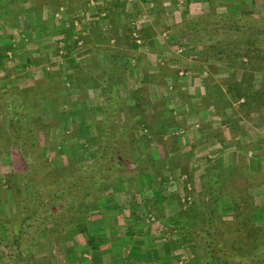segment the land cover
I'll return each instance as SVG.
<instances>
[{
  "label": "trees",
  "instance_id": "16d2710c",
  "mask_svg": "<svg viewBox=\"0 0 264 264\" xmlns=\"http://www.w3.org/2000/svg\"><path fill=\"white\" fill-rule=\"evenodd\" d=\"M241 1L248 3V0ZM228 4L234 6L231 2ZM235 7L242 10L239 6ZM235 7L229 13L216 14L214 17L209 15L203 20L190 21L187 23V28L192 32H203L205 36L210 34L211 29L222 32L224 24H231L232 30L225 32L224 36L233 31L234 37L241 35L242 39H247L251 46H255L256 39L252 36L247 37L246 34L249 31L264 34V28L259 26L261 21L250 17V21L244 22L240 12L234 9ZM210 17L216 19L214 21L217 28H213L214 23ZM40 25H43L42 22ZM51 27L52 25L46 26L45 30ZM133 45L139 46L136 43ZM7 51V48L0 47V65L8 59ZM259 51L258 56H262L263 51ZM96 55L97 64L98 62L102 64L106 59L111 61L116 57L105 52H98ZM235 57L234 63L241 60L239 55ZM260 65L262 67L264 62ZM52 74L24 92H20L17 88L0 92V140L6 142V153L9 156L11 152H15L24 159L26 164L25 171L11 170L6 176L4 183L7 189L16 192L13 200L14 211L6 216L2 208V188L0 187V264H46L39 261L40 253H44L49 246L60 252L69 253L71 242L79 235L86 240V247L77 248L79 255L87 254L90 250L99 251L102 245L99 236L111 238L113 233L109 228L111 219L108 209V200L111 201L113 194L104 196L106 188L131 194V204L136 208L134 211L142 213L144 217L152 213L158 218L161 217L159 193L162 188L164 189L167 180L162 175L164 170L160 169V166L165 164L164 159L157 152H153L145 154L142 160L140 158L142 154L132 152L135 151L136 143L139 145V141H148V135H141L140 130H133L132 134L127 133L128 136L122 139L116 124L122 106L117 97L119 85L105 84L103 109L101 106H94L90 110L94 126L97 124L99 135L103 137L96 159L79 168L69 163V166H65L66 171L64 170L60 180L53 177L52 162L48 160L44 162L43 149H40L41 153L36 151L40 148L38 135L44 133L45 140L50 141L52 131L60 125L55 115L59 111L60 102L64 100V92L69 90V86L65 84L66 81L62 78L60 71L52 72ZM79 76L76 79L78 80L76 90L81 89L85 92L88 89V85L85 84L89 81L84 79L82 81L80 79L82 74ZM252 76L250 74V79H244L245 82L233 85L236 97L238 99L245 97L249 105L252 102L264 101V87L259 90L253 89ZM246 77L249 75L247 74ZM82 91L81 94H83ZM88 98H90L88 94L80 95L82 100ZM145 105L143 101H137L134 106L130 105L132 109L130 111L138 112V114L135 113L136 116H133L134 119L143 118L141 113L144 112ZM42 106L45 111L42 110ZM100 110L102 118L97 119V113ZM43 111L48 114L50 121L54 118L53 123L45 122L41 116H38ZM145 121L146 118L143 119L146 125ZM72 133L71 137L74 138L76 129ZM62 148V153L69 154L74 147L63 139ZM136 166H139V169L134 168ZM135 170L139 173L133 178L131 174ZM229 181L231 177L228 171L221 166L214 165L213 169H209L202 177L206 199L205 224L195 228L193 222L183 220L179 226L184 233H187L185 235H199L194 244L199 251L198 264L203 262L209 264L212 261H217L218 264H256L257 262L264 264V255L260 254L264 238V208H260L258 212L259 205L248 192L243 194L240 202L235 193L227 189ZM222 188H226L227 197L231 199L233 206L232 219L226 222L230 228L234 227L233 234L240 238L235 246L225 239L224 234L220 235L217 232L219 227L215 225V207L217 208L224 195L221 192ZM162 197L165 201L166 196L163 194ZM93 213L101 214L106 223L104 230H99L88 222V216ZM245 259L252 262H244Z\"/></svg>",
  "mask_w": 264,
  "mask_h": 264
},
{
  "label": "crops",
  "instance_id": "0c3cea01",
  "mask_svg": "<svg viewBox=\"0 0 264 264\" xmlns=\"http://www.w3.org/2000/svg\"><path fill=\"white\" fill-rule=\"evenodd\" d=\"M81 2L86 6L84 8H86L87 15L82 19L83 25L80 28V33L81 35L82 32L84 34L81 38L85 42L83 49H85V53L88 52L87 55L85 54V57H88L85 60L88 61L89 66L88 68L86 66V70L84 69L85 64H81L80 67H76L79 64H75L71 67L74 70V75L71 76L69 89L76 90L75 79L77 77L75 76L77 74H82L81 78L89 81L85 85H88L90 92L94 88L105 87L107 83L119 85L121 88L122 84L111 80V74L113 75L115 72L111 71L110 73L109 70L122 68L123 72L117 71V74L123 77L127 76V78L129 73L135 71V75H139V80L135 83L138 82L139 85L150 87L146 94L142 93V88L132 90L133 101L130 103L131 106H134L137 101L146 102L144 112L141 113L143 118H140L139 122L137 121L138 125H141L139 123L143 125V119L146 118L145 122L151 125L150 130L154 133L179 136L178 139H181L182 135L185 134L181 143L182 149L192 147L197 152L207 146L212 148L213 151L211 150L209 154L211 160L209 161L215 163L214 165L228 164L231 161L227 163L226 158H224L223 163L219 158L224 155L231 157L232 154L236 156L238 152H241L245 155V164H247V168L243 170L246 171V176L255 171L264 173V101L252 102L249 105L246 103L245 97L238 99L235 95L236 92L233 91V85L238 82H245L244 79H250V74L253 75L251 78L253 89H263L264 71L262 70H264V65L261 67L260 63L264 62V40H262L264 34L256 31H249L246 34L247 37L252 36L256 39L255 46H251L249 41H246L245 45L241 47L235 46L234 43L224 46L212 43L204 48V46L192 44L191 38L194 35L197 36L198 32H192L187 28L188 19L191 18H189L185 7L188 6L189 9L192 4H195L194 0H69L68 19L73 21L81 19L74 14L76 8L74 7V10L72 8L74 4L78 6ZM0 4V12H4L3 15H0L1 21L6 20V23L0 24V47L8 49L6 53L8 59L0 65V92L16 87L22 88V92H24L41 81L36 79L37 73L45 71L43 73L45 79L52 72L55 73L63 67L54 69L52 67L54 62H52L51 57L43 58L45 54L43 56L41 51L42 47L48 48L41 45L42 38L43 40H52L62 33L63 28L58 26L45 30L46 26L40 25V22L47 21L46 3L43 5L46 9L38 15L34 12L33 1L30 2L29 7L24 4V7H21L25 10L15 12L14 24L8 23L12 10L7 6L6 0H0ZM92 9L96 14H93ZM160 9L166 12L165 18L158 19L155 16L157 11H161ZM176 9L178 15L174 16ZM172 16H174V20L170 19ZM54 19L56 22L60 21L57 17L51 20ZM51 20L49 21L51 22ZM137 26L140 27L139 33L142 35L143 41L147 43L138 47L133 44L127 48L122 47L130 40L131 35L134 36ZM76 29L75 24L73 26L71 21L69 23V36L77 34ZM218 33L223 34V32ZM234 34L236 35V33ZM209 35L204 36L201 33L199 36L207 40ZM18 36L23 39H17ZM152 39L160 48L153 46ZM28 41L33 45H28ZM255 48L263 51L262 56H258L260 51ZM130 50L154 55L157 58L156 63L153 62L152 57H147L144 64L139 62V67L135 70L123 66V63H126L123 51L129 52ZM71 51L69 48V52ZM90 51L94 54L105 52L116 56L111 61L106 59L104 64L98 62L101 74L97 86H94L90 78L95 65L89 62L93 58L96 63L98 60L97 55H94L93 58L90 57ZM167 53L171 54L172 61L170 66L166 67L167 60L162 57ZM236 55H239L241 60L234 63ZM159 57L161 58L158 60ZM129 58L132 59V56ZM140 60L138 58V61ZM157 61L160 62L158 66ZM6 62L7 64H5ZM79 63L82 62L79 61ZM234 64L238 67L235 68ZM231 66L233 70L224 69ZM239 70H241V75H238ZM235 71V75L231 76ZM87 72H89V77H83ZM247 74L249 77H246ZM25 76H27L25 80L26 82L29 81L30 86L24 87L22 85L21 87L19 80ZM126 83L129 82L123 80V85ZM177 114H179V118H175ZM152 122L153 124H151ZM163 149L166 150L164 147ZM216 158L218 159L216 160ZM165 179L168 178L165 177ZM120 193L130 199L132 197L126 191L117 192V194ZM111 197L110 200L116 201L117 196L115 194ZM122 204L113 205L112 211L108 208L111 221L112 215L120 213L121 210L125 212V206H121ZM93 223L97 225L99 230H104L102 218ZM145 236H147L145 237L147 247L145 246V250L141 253L139 250L141 246L138 248L134 241L129 242L135 247L134 252L138 253L139 258L137 256L132 257V259L129 258L127 264H168L161 262L164 261L161 260L162 251L158 250L157 252V248L164 245L160 233L149 231ZM114 237L115 233L113 232L112 237L108 239L111 240ZM153 252H157L155 257L151 256Z\"/></svg>",
  "mask_w": 264,
  "mask_h": 264
},
{
  "label": "rangeland",
  "instance_id": "374dc122",
  "mask_svg": "<svg viewBox=\"0 0 264 264\" xmlns=\"http://www.w3.org/2000/svg\"><path fill=\"white\" fill-rule=\"evenodd\" d=\"M32 1L35 7L34 12L37 15L44 12V9L46 8H44L43 5H45L46 3L45 6L47 7V12H48L46 14L47 21L42 22L43 26L52 25L53 28L58 26L63 28L62 33L57 35V37H55L52 40H43L42 38L41 45L47 46L48 48L44 49V47H42L41 51H42V55L45 54V56L43 55L44 56L43 58L46 59L49 58V56L51 57L52 62H54L52 66L54 69H57V67L58 69H60L61 66H63L61 70H57V71L61 72L62 78L64 79V81H66L65 84L69 86V82H71L70 81L71 76L74 75V70L71 67L73 65L75 66V64H79L76 67H80L81 64H85L84 65L85 67L84 66L83 67L86 70V66L87 68L89 66L87 64L88 61L85 60L86 58H88L85 57L88 52L85 53V49H83L85 48L84 46L85 42L81 38L84 36V34L83 32L82 35L80 33L81 31L80 28L83 25L82 19L87 15L86 8H84L86 6H84L82 2L78 6H75V4L72 6L73 10L74 7L76 8L74 10L75 11L74 14L78 15L81 18L80 20L75 19V21H73L70 18L68 19L69 8H70L69 0H32ZM32 1L6 0L7 6H9L12 10L11 17H9L10 20L8 23L14 24L15 23L14 21L16 19L13 20V18L16 16L17 11L19 10L22 12L23 10H25L24 8H22L24 7V4L27 7H29L30 2ZM194 1L195 4H192L189 7V9L188 6L185 7L187 8L186 10L188 11L189 18H191L188 19V22L193 21L195 19H197V21L200 19L203 20L205 17H209V15L210 16L213 15L214 17L216 16V14L221 15L222 13H227V12L229 13L231 10H233L232 9L233 7L239 6V8L242 10H238L237 7H235L234 9L236 10V12H240V17L243 18L244 22L250 21V17H252L253 19L260 20L261 23L259 24V26L260 28H264V0H248L247 1L248 3H243L241 0H235L234 2L233 0H199V1L194 0ZM230 2L231 4L233 3L234 6H230V4H228ZM93 9H95L94 6ZM93 9L91 11L94 12L93 14H96ZM160 10L161 11H157L155 13V16L158 19L165 18L166 12L162 9ZM3 13L4 12H0V15L1 14L3 15ZM54 14L55 17L58 18V20L60 19L59 22L58 21L56 22L55 19L53 21L51 20L52 18H55ZM176 15H178L177 9L175 10L174 16ZM174 16H172L170 19L174 20ZM213 17H210L214 23L213 28L215 27L217 28L215 23L216 21H214L215 18ZM49 20H51V22ZM70 20L73 22V26L75 24L77 28L75 30L77 34H73L71 36H69V23L71 22ZM5 21L6 20L1 21L0 18V24H2V22L6 23ZM208 22L212 24L211 21ZM139 28L140 27H138L135 30L134 36L132 37L131 35L130 40H128L127 43L125 42L126 44H124V46L122 47L127 48V46H131V44H135V43L138 44L139 46H142V44L147 43L146 41L145 42L143 41V37L139 33ZM232 28L233 27L231 26V24H227V23L224 24L222 30L223 34H218L216 29L215 30L211 29L210 35L208 36L207 40L199 36L201 33H203V32H199L197 36L194 35L191 38L192 39L191 41H193L192 44L194 45L197 44L202 47L204 46L205 48L207 46H210V44L212 43H216V44L218 43L221 46H224L231 43V41H234L235 46H240V47L244 46L247 39L246 38H245L246 40L242 39L240 37L241 35H236L234 37L232 31L229 35L224 36V33L231 31ZM136 36H138V38L141 40V43L136 42V38H137ZM16 38L20 39L22 37L18 36ZM262 40H264V38ZM151 43H153L154 47L160 48V46H157L155 44L153 39ZM27 44L33 45L31 44L30 41H28ZM69 48H71L72 50L71 52H69ZM92 48L93 47H91V49ZM95 54L92 51H90L89 55L90 57L92 56L93 58ZM123 55L125 56V62H126L123 63V66L130 67L132 70H135L136 68L139 67L138 65L139 62H141V64H144L147 57H152L154 63H156L155 60L157 59L154 55L151 54L146 55L142 51H135V50H130L129 52L123 51ZM164 55L165 56H163L162 58L167 60L166 67L170 66L172 61L171 54L167 53ZM129 56H132V59H130ZM127 58L129 59L127 60ZM138 58L141 60L138 61ZM160 58L161 57H159L158 60ZM79 61H81L82 63H79ZM89 63H93V65H95V69L94 71H92V75H90V78L92 79L94 86H97L98 79L101 74L99 66L96 63V61H94V58ZM159 63L160 62L157 61V66L159 65ZM5 64H7V62ZM233 66H235V64ZM236 67L238 66H235V68ZM121 69L115 68L109 70L110 73L111 71L115 72V74L113 75L111 74V78H112L111 80L115 81L116 83L119 82V84H122L121 88L118 91L119 96H117L118 99L120 100V103H122L121 104L122 106L120 107L121 110L118 114L116 124L118 125L119 134L121 135L122 139L123 138L125 139L128 136L127 133L132 134L131 132H133V130L137 131L141 129L142 130V131L140 130L141 135L142 134L148 135L147 137L148 141L146 140L139 141V145H137V143L134 145L135 151H132L138 155L142 154L140 156L142 160L145 158V154H152L153 152H157L164 159L165 164H162L160 166V169L164 170V174L162 175L168 179L167 180L165 179L166 180L165 187L164 189L162 188V191L159 193L160 195L159 203L162 212L161 217L158 218L153 213L148 217H144L142 213L134 211L136 210V208L133 204L131 205L130 198H128L126 195L121 193L117 194L118 191H115L113 188H106L105 189L106 194H104V196H107L108 194L111 193L117 196L116 201L108 200V208L110 210L113 208L112 207L113 205L115 204L117 205L118 203L119 204L123 203L121 206L123 207L125 206L124 207L125 212L121 210L120 213L116 215H112V221H109L110 223L109 228H111L112 232L115 233V237L109 240L110 238L108 239L103 236H99V240L100 242H102L99 251L90 250L87 254L79 255L77 248L83 249L84 247H86L85 238L82 235H79L70 244L71 247L70 249H72V251L69 249V244H68L69 253L67 252L65 253L62 251L60 252L59 250H56L54 247L49 246L44 253L39 252L40 253L38 255L39 261L45 262L46 264H127L128 263L127 260L129 258L132 259V257L134 256H137L139 258L138 253L134 252L135 247L132 246L130 243L134 241L136 246H138V248H140L139 246H141V249H139L140 253L143 252V250H145V246L147 247V242L145 239V237L147 236H145V234L148 233L149 231L150 232L153 231L157 233L159 232L160 238L163 239L162 242L164 245L157 248V252L158 250L162 251L161 260L162 259L164 260L161 261L162 263L167 262L168 264H198L200 256H199V251L195 248L194 244L197 241L198 239L197 237L199 235L197 234L196 236L185 235L187 233H184L182 231V228L179 226V224H181L183 220L193 222L194 227L195 226L201 227L205 224L204 222L206 219H205L204 205L206 199H205V190L203 187L202 177L207 173L209 169L214 168L215 163L213 162L210 163L209 161L211 160L209 154L211 150L213 151V149L209 148L208 146L198 150L197 152L195 148L192 149V147H189L188 149L186 148L182 149L181 143L184 140L185 134L182 135V138L180 137L181 139H178L179 136H171L162 133L159 134L152 132L150 130L151 125L148 122H146V125L145 123H143V125L142 123H139L141 125H138L137 121L139 122V118L137 117L136 119L133 118V116H136L135 113L138 114V112L136 110L135 112L130 111L132 110L130 106V103L133 101L132 93L135 89L142 88L141 90L142 93L144 92L146 94L147 92H149L150 87L146 85L145 86L139 85L138 82L135 83L137 80H139L138 79L139 75L138 74L135 75V71H132L131 74L129 73L128 78L127 76L126 77L119 76L117 74V71H119V73H122L123 70ZM224 69L233 70V67L231 66L228 69L227 68ZM76 70H78V68H76ZM44 72L37 73L38 77L36 79L43 80ZM235 73L236 71L233 74H231V76L235 75ZM238 75H241V70L238 71ZM78 76L79 74H77L75 77ZM83 77H89V72H87ZM26 78L27 76L19 80L20 82L19 85L21 87L22 85L24 87L30 86L28 84L29 81L26 82L25 80ZM80 79L83 81L82 78ZM123 80L129 83L123 85ZM77 81L78 80L75 79V82ZM16 88H18L20 92L23 91L22 88L20 87H16ZM71 89L66 90L64 92L63 95L65 96L64 100L60 102L61 106L59 105L58 107L59 111L55 115L57 117V120H59L60 125H58V127H56L52 131L53 133H51L50 141L45 140L44 133L38 135L39 136L38 144L40 148L36 149V151H39V153H41L40 149H43L44 162H46L47 160L52 162L51 165L53 168L51 169V171L52 174H54L53 177L56 178V180H60L63 177L64 170L66 168L65 166L67 165L69 166V163H72L76 168H79L91 161H94L97 157V151L103 143V137L99 135V132L96 128L97 124L96 126H94L95 124L93 123V115L90 110L94 106L102 107V104L104 102V90H103L104 87L100 89L94 88L95 90L92 89L91 92L89 90V87L88 90L87 89L85 90V92L79 89L83 92V94H81V91L79 90H74L75 91L74 92ZM85 94H88V96L90 95L91 98L86 100L80 99V95L85 96ZM143 102L146 103L145 101ZM101 109H103V107ZM42 110L45 111L44 106H42ZM44 111L41 112V115L39 114L38 116L39 117L41 116L45 122H49V123L52 122L54 118L52 121H50L48 114ZM177 115L175 118L180 117L179 114ZM100 118H102L101 110L99 113H97V119ZM152 121L154 122L155 119ZM153 122L151 124H153ZM178 124L180 125V123ZM75 129H76V135L74 136V138H72L71 137L73 134L72 131ZM63 139L66 142L71 143L72 146L74 147L69 152V154L68 152L67 153L61 152V150H63L62 148ZM144 144H149L150 146L147 147ZM6 146H7L6 142L4 140H0V187L2 188L1 201H3L2 208L5 213V216L9 215L14 211L13 200L15 196L14 194L16 193L13 190L7 189L8 187L4 183L6 176L11 172V170H14L16 172H21L26 170V164L24 159L15 152L13 153L11 152L9 156V154L6 153V149H7ZM163 147L166 150H164ZM222 157L219 159H221L223 163H224V158H226L225 160L227 163L231 161L228 164H219V166H221L222 169L228 171V175L231 177V181H229L227 184L228 185L227 189L234 192L235 195L237 196L236 198H239L240 202H241V198L243 197V194L245 192L247 194L248 192V194H251L255 198L257 204L259 205L257 211L260 208H264V173H262L261 171L257 173L255 171L251 173L249 176H246L245 175L246 171L244 172L243 170L247 168V164H245V158H244L245 155L241 152H238L236 156L232 154L231 157H228L227 155H224ZM217 159L218 158H216V160ZM134 168L139 169V166H136ZM138 173L139 171L135 170L131 174V176L134 178L135 176H137ZM191 173H193L192 176ZM174 176H176L177 178H175ZM221 192L224 193V195L222 196L220 203L217 205V208L215 207V214H216L215 225L219 227L217 232H219L220 235L224 234L225 239H227L228 242L233 243L235 246L240 238L237 237V235L233 234L234 227L231 226L230 228V225H227L226 222L227 220H231L233 216L232 202L231 199L227 197L226 188H222ZM163 194L166 196L165 201L163 200L162 197ZM219 215L221 216L220 218ZM99 218H102L101 214L93 213L91 214V216L90 215L88 216L87 220L88 222L92 223L94 227H97V225L94 224L93 222H96L97 220H99ZM103 224H105L106 226L104 219H103ZM262 243L263 246L261 247L260 254L264 255V238ZM157 252H153L151 256L155 257ZM244 262L251 263L252 261L246 260ZM202 264L205 263L203 262ZM209 264H218V263L217 261L216 262L212 261ZM256 264L259 263L257 262Z\"/></svg>",
  "mask_w": 264,
  "mask_h": 264
},
{
  "label": "built area",
  "instance_id": "2783aa9c",
  "mask_svg": "<svg viewBox=\"0 0 264 264\" xmlns=\"http://www.w3.org/2000/svg\"><path fill=\"white\" fill-rule=\"evenodd\" d=\"M137 38H136V42L137 43H141V40L138 38V36H136Z\"/></svg>",
  "mask_w": 264,
  "mask_h": 264
}]
</instances>
